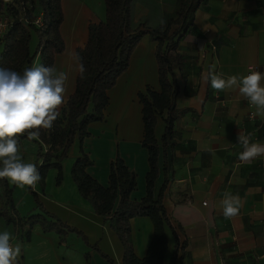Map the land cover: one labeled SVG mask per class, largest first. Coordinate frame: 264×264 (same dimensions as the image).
Here are the masks:
<instances>
[{
  "label": "crops",
  "instance_id": "crops-1",
  "mask_svg": "<svg viewBox=\"0 0 264 264\" xmlns=\"http://www.w3.org/2000/svg\"><path fill=\"white\" fill-rule=\"evenodd\" d=\"M134 2L132 15L137 21L161 30V19L167 22L174 17L179 0ZM148 6L151 12L145 15ZM62 10L60 32L65 48L55 57L54 65L69 74V95L74 91L77 74L69 53L85 43L88 24L104 18V5L96 0L94 12L84 0H62ZM176 39L175 50L182 57L181 67L173 73V104L178 118L170 151L173 173L163 204L176 231L181 256L177 264H264V157L241 162L238 156L243 148L237 141L242 130L252 134V142L264 144V114L256 115L255 107L237 89L217 92L202 80L212 64L225 78L244 76L248 65H256L264 73V0H202L192 24ZM155 46L156 40L148 34L140 38L127 69L107 91L109 103L104 119L90 123L91 135L73 142L62 160L59 183L58 171L50 168L44 185L32 187L49 214L79 230L96 247L61 226L42 228L40 220L44 217L48 221L45 225L54 224L55 219L32 202L26 203L25 195L16 202L14 185L11 212L16 219L21 218L22 224L19 226L17 220L6 223L0 215V232L8 231L10 243L21 246L19 264H83L86 256L88 264H110L102 254L114 264H121L120 239L108 221L80 195L70 168L83 150L92 161L86 172L106 186L110 163L118 154L135 173L136 186L130 198L138 200L145 194L148 163L146 148L141 144L143 123L137 94L146 86L159 90ZM261 84L264 86V80ZM163 128V119L158 117L157 139ZM162 179L160 171L154 183L155 194ZM5 181L9 186L10 182ZM225 192L239 194L242 200L239 214L227 219L220 204ZM1 194L0 185V209ZM30 215L37 217L25 220ZM129 228L133 252L141 258L152 237V223L147 216H134L129 219ZM166 234L165 264L175 242L169 229Z\"/></svg>",
  "mask_w": 264,
  "mask_h": 264
},
{
  "label": "trees",
  "instance_id": "trees-1",
  "mask_svg": "<svg viewBox=\"0 0 264 264\" xmlns=\"http://www.w3.org/2000/svg\"><path fill=\"white\" fill-rule=\"evenodd\" d=\"M132 1L103 0L104 19L88 24L85 43L75 49V53L82 57L86 71L82 76L76 74L74 91L68 95V103L59 108L60 116L54 121L53 128L41 129L40 137L35 139L38 144L37 155L41 158V164L36 167L42 177L40 183L43 184L46 171L51 166L57 167L59 180L60 161L66 156L68 147L74 138L82 141L88 136L89 122L103 118V111L108 104V89L127 69L130 55L140 38L148 34L150 38L156 40L154 57L159 90L147 86L138 92L143 123L141 144L146 148L148 163L145 194L138 200L130 198L136 186L135 173L119 156L110 163L106 186L101 185L86 172V167L92 161L83 151L74 160L70 174L80 195L90 202L97 215L108 221L109 227L120 239L121 264H165L164 258L168 252L167 229L175 237L173 251L167 264H177L181 256H178L176 231L163 204L164 191L173 173L170 151L174 143V128L178 118V111L173 104L175 94L173 73L176 68L181 67L182 57L175 50L176 38L190 27L193 14L202 0H179L174 17L167 20L163 31L152 29L145 23L133 27ZM1 14L7 16L9 23L0 37V67L10 68L22 74L28 67L54 65L55 57L65 48L60 32L64 18L62 0H0ZM36 19H39L38 23L35 22ZM30 31L35 36L33 46L30 44ZM90 104L91 110L88 109ZM158 117L164 122L159 139L155 135ZM26 137L27 133L17 139L19 141ZM160 171L163 179L155 194L154 183ZM0 185L2 186L0 215L6 223L17 220L21 226V218L16 219L11 212L13 211L11 188L5 179L0 180ZM29 190L39 209L55 219L54 224L45 225L48 221L42 217L40 220L42 228L57 229V225L61 226L81 235L84 242L89 244L79 230L49 214L36 192ZM134 216H147L152 223V237L141 258L134 254L130 239L129 219ZM34 217L37 216H29L30 219ZM89 245L96 247L94 244ZM102 256L110 264H114L109 256L105 254ZM83 264H88L87 256Z\"/></svg>",
  "mask_w": 264,
  "mask_h": 264
},
{
  "label": "clouds",
  "instance_id": "clouds-1",
  "mask_svg": "<svg viewBox=\"0 0 264 264\" xmlns=\"http://www.w3.org/2000/svg\"><path fill=\"white\" fill-rule=\"evenodd\" d=\"M161 31L166 21H160ZM74 70L81 76L86 68L82 57L71 52ZM202 80L213 90L237 89L238 92L256 109V115L264 114V73L253 68L244 76L231 75L216 71L212 64ZM69 74L59 70L55 65L33 66L23 73L10 68L0 67V180L7 179L18 187H35L42 179L33 163L22 160L18 137L27 133L28 139H38L40 130H51L54 121L60 116L59 108L68 103ZM238 145L243 148L239 153L241 162H249L264 157V144L252 142V134L240 131ZM223 216L235 217L242 208L239 194L225 192L220 201ZM11 233L0 232V264H19L21 246L10 243Z\"/></svg>",
  "mask_w": 264,
  "mask_h": 264
},
{
  "label": "rangeland",
  "instance_id": "rangeland-1",
  "mask_svg": "<svg viewBox=\"0 0 264 264\" xmlns=\"http://www.w3.org/2000/svg\"><path fill=\"white\" fill-rule=\"evenodd\" d=\"M85 2H86V4L88 3L89 5H92L93 7H94V12H96V0H84ZM101 1V3L104 5V3H103V0H100ZM135 4V2H134V0H133V5ZM136 6V4L134 5V7ZM65 11H66V14H67V16H68V9H67V7H66V4H65ZM100 7V6H99ZM150 12H151V8H150V6H148V8H147V12L145 13V15L146 14H150ZM103 13L105 14V12L103 11ZM104 19V18H103ZM102 19V20H103ZM138 20V18H135L134 17V15H132V12H131V24H132V26L133 27H135L137 24H139V23H141V22H138L137 21ZM138 22V23H137ZM31 32V42H30V44H31V46H33L34 45V43H35V36H34V34H33V32L32 31H30ZM35 61H36V58H35V60H34V63H35ZM33 63V64H34ZM117 80V79H116ZM116 83V82H115ZM115 85V84H114ZM113 85V86H114ZM112 86V87H113ZM111 87V88H112ZM147 87V86H146ZM150 87V86H149ZM145 89V88H144ZM143 89V90H144ZM109 90V89H108ZM142 90V91H143ZM137 96H138V94H137ZM108 103H109V98H108ZM106 106H108V105H106ZM92 106H91V104L88 106V109L89 110H91L92 108H91ZM104 117H105V114H104V111H103V118L101 119V120H103L104 119ZM142 118V117H141ZM101 120H96V121H101ZM92 122H94V121H92ZM92 122H89L88 123V125H87V130H88V132H89V134L88 135H91L90 133H91V131H90V129H89V125H90V123H92ZM156 124H157V121H156V123H155V128H156ZM162 132V131H161ZM76 140H78L77 138H74V140L72 141V143L73 142H75ZM21 141V142H20ZM18 142H20V143H18L19 144V147H20V149H21V155H22V160H23V162H25V163H33V164H35L36 166L37 165H39V164H41V158L37 155V153H38V144H37V141L35 140V139H28V137H26V138H22V139H20ZM72 143L70 144V146L68 147V149H67V154H66V156L68 155V152H69V150H70V148H71V145H72ZM83 150H81V152H82ZM80 152V153H81ZM84 152V151H83ZM85 153V152H84ZM65 156V157H66ZM79 156V155H78ZM77 156V157H78ZM116 156H119L118 154H116L115 155V157ZM64 157V158H65ZM76 157V158H77ZM114 157V158H115ZM120 157V156H119ZM64 158H62V160L64 159ZM75 158V159H76ZM62 160L60 161V168H61V163H62ZM73 162H74V160H73ZM73 162H72V165H73ZM72 165H71V167H72ZM51 168V171H52V168L53 169H56L57 171H58V169H57V167H55V166H51V167H49L48 169H47V171L49 170ZM71 169V168H70ZM46 171V172H47ZM56 183L58 184L59 183V180H56ZM38 184L39 185H41V186H43L44 185V179H43V184L42 183H40V181L38 182ZM9 187L10 188H12V187H14V184H12V183H10L9 184ZM29 189H32V187H29V186H25V187H23V188H21V187H18V186H16L15 185V187H14V196H15V201L16 202H19V198H20V200L22 199V196L23 195H25L24 197L26 198V203L27 202H29V204H30V202H32V204L36 207V208H39L37 205H36V203H35V201H34V197H33V195L31 194V192H30V190ZM26 190V191H25ZM33 190V189H32ZM12 191H13V189H12ZM34 191V190H33ZM25 192V193H24ZM35 192V191H34ZM26 219H30L29 218V216H26L25 217V220Z\"/></svg>",
  "mask_w": 264,
  "mask_h": 264
},
{
  "label": "built area",
  "instance_id": "built-area-1",
  "mask_svg": "<svg viewBox=\"0 0 264 264\" xmlns=\"http://www.w3.org/2000/svg\"><path fill=\"white\" fill-rule=\"evenodd\" d=\"M35 22L38 23L39 19H36ZM8 23H9V19L7 18V16L1 14L0 15V37L2 36L3 32L5 31ZM249 68H253V69L259 71V69H258V67L256 65H248L246 67L245 75L248 74V69Z\"/></svg>",
  "mask_w": 264,
  "mask_h": 264
}]
</instances>
